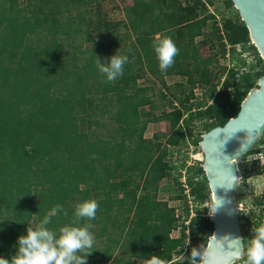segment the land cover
I'll list each match as a JSON object with an SVG mask.
<instances>
[{"label":"trees","instance_id":"1","mask_svg":"<svg viewBox=\"0 0 264 264\" xmlns=\"http://www.w3.org/2000/svg\"><path fill=\"white\" fill-rule=\"evenodd\" d=\"M97 4L98 0H0V257L10 259L15 254L27 221L34 226L59 204L68 215L52 218L48 227L56 229L70 221L76 202L91 198L99 207L94 220L81 221L92 225L95 237L86 264H130L131 258L144 260L151 254L166 264H191L185 254L171 258L181 252L184 229L195 230V239H203L204 244L207 238L193 229L196 216L183 223L188 207L178 180L180 171L172 176L184 202L179 224L174 208L156 197L158 182L174 168L167 158L169 147L184 142V129L190 137L193 120L205 131L235 115L254 78L264 74L262 60L231 1L223 0L232 17L221 16V32L216 21L211 22L220 56L227 52L229 61L235 60L231 68L242 66L243 58L234 46L247 44L260 69L248 77L241 75V87L235 86L236 103L228 115L213 103L187 101L190 88L185 97L182 89L170 92V109L154 115L151 93L146 91L150 88L136 82L145 73L166 89L162 77L177 74L185 78L174 86L209 84L207 96L214 91L209 58L200 57L193 42L212 14L202 13L203 0L185 4L131 0L122 8L124 19L114 21ZM155 34L171 37L179 49L165 72L160 71L153 50ZM115 52L127 55L128 62L123 75L108 83L96 67V57L103 62ZM216 95L218 90L212 98ZM145 105L149 109L138 112ZM162 120L169 125L168 133L142 136L146 123ZM200 133L190 139L194 146ZM259 151L252 148L244 155ZM250 165L257 173L264 172V164L256 158ZM178 167L183 168L184 162ZM184 171V183L193 195L192 175L204 176L200 162L186 165ZM253 203L262 212L260 198ZM177 225L179 236H170ZM208 225L210 233L209 220ZM242 239L245 243L244 235Z\"/></svg>","mask_w":264,"mask_h":264},{"label":"rangeland","instance_id":"2","mask_svg":"<svg viewBox=\"0 0 264 264\" xmlns=\"http://www.w3.org/2000/svg\"><path fill=\"white\" fill-rule=\"evenodd\" d=\"M181 4H185L187 1L192 0H179ZM204 1V10L202 13H211L212 18H208L205 24L200 28V33L193 37V42L196 44L197 52L200 57H208L209 63L207 65L208 69L211 70L212 78L211 81L216 85L214 91L210 96H207L206 91L209 84H200L195 83L192 86H174L175 83L181 82L185 76H179L177 74L164 75L162 77L165 86H168V89L162 87L156 79L147 73L143 77L137 79V84L142 86H148L150 90H146L147 93H151L152 107L150 108L151 112L154 115L159 114L161 111L169 110L167 104V99L170 98V92H178L182 89V97H185L187 94V89L190 88L191 95H187V101H202L205 105L213 103L215 106L219 107L223 115H228L230 112L231 104L236 103L237 96L234 94L235 86L241 87V75L250 76L254 71L259 70V65L256 63V54L253 50L247 48V44L244 47H241L240 44H235V51L238 52L237 56L243 58V65L239 67L230 66L235 61L228 59V53L225 52L224 56H220L216 43H215V34L214 29L211 25L212 20H215L219 32H221V16L224 18L232 17L230 12L232 9L225 8L223 0H210V3ZM131 0H98V9L100 12L104 13L106 18L109 20H123V6L130 4ZM198 10V9H196ZM214 21V22H215ZM120 29L119 33L122 32L121 25L118 26ZM156 36V34L154 35ZM227 48V45H226ZM219 75V78L216 80V76ZM254 78V84L256 81ZM210 81V82H211ZM211 82V83H212ZM240 89V88H239ZM218 90V95L214 98L213 95ZM160 91H162L166 98L160 97ZM228 94V95H226ZM173 104L177 105L176 101H173ZM149 109V106H140L138 107V112H143ZM185 116V114H183ZM142 118V116L140 117ZM192 127H190V137L187 136V129H184L183 134L185 136L184 142L179 146L169 147V152L167 155L168 160L174 165V168L171 169L169 174L162 178L158 182V189L156 192V197L160 200H165L169 206L174 208V214L177 218V224L182 219L183 206L184 202L188 207L187 217L183 219L184 224H188L191 217L196 216L193 224V229H197V236L207 237L209 233L208 225V216L209 211L207 207V198L204 195L208 190L206 187L205 178L202 175H192V186L194 187L193 195L190 193V187L185 183V188L183 187V192H187V196L184 199V202L179 198L178 191L176 186L173 184L172 176L176 171H180L178 180L181 183L184 182L185 171L184 167L186 165H195L201 160V153L197 146H194L190 139L194 136L195 132H203L201 130L200 122L192 121ZM169 132V125L167 121H157V122H148L146 123L142 136L145 138H150L153 133ZM253 148H259V152H254L250 154L243 155L237 161L239 168V180L237 182V188L235 192V200L238 207V218L241 224H243V232L241 235H244V238L247 242V238H250L252 235L251 227L252 221L256 218V209H259L261 206L254 204L255 198H260L261 203H264V172L257 173L254 167H251L250 160L256 158L260 164H264V137L262 141H258L254 144ZM184 162V167L178 169V165ZM192 171H188V174H191ZM198 196V198H194ZM195 209L196 212H195ZM264 213V209L262 210ZM194 231L191 232L189 229H184V236L181 243V252L172 253L171 258L176 259L181 254H185L186 257L191 258V250L193 248L203 249L204 240L195 239ZM170 236H179V225L175 229H172L169 233ZM194 238V239H193ZM98 240V239H96ZM245 242V244H246ZM100 246H103V242H99ZM115 252L113 251V254ZM112 257V256H111ZM110 257V259H111ZM109 259V261H110ZM110 264V263H108ZM130 264H145V261L142 258H131ZM233 264H244V259H237Z\"/></svg>","mask_w":264,"mask_h":264},{"label":"water","instance_id":"3","mask_svg":"<svg viewBox=\"0 0 264 264\" xmlns=\"http://www.w3.org/2000/svg\"><path fill=\"white\" fill-rule=\"evenodd\" d=\"M230 1L264 66V0ZM263 131L264 74H261L239 101L235 115L199 134L197 147L208 190L211 223L202 251L216 252L207 264H233L243 255L240 243L232 240L242 237L235 200L240 175L237 161L260 140ZM217 199L223 203L212 212Z\"/></svg>","mask_w":264,"mask_h":264},{"label":"clouds","instance_id":"4","mask_svg":"<svg viewBox=\"0 0 264 264\" xmlns=\"http://www.w3.org/2000/svg\"><path fill=\"white\" fill-rule=\"evenodd\" d=\"M158 15V10L154 12ZM153 50L155 52L159 69L165 72L174 64V58L179 53L175 42L167 35L153 37ZM128 62L127 55H111L106 61L96 57V67L106 82L112 83L123 75L124 65ZM184 183V182H183ZM183 187V186H182ZM223 201L217 199L212 212ZM98 202L95 199H84L73 205V216L68 223L51 229L48 225L52 218L63 214L67 216V210L57 204L48 214L32 225L33 221H27L26 234L17 238L15 254L10 259L0 257V264H86V256L94 248L95 237L91 232L90 223L81 224L82 220H94L98 210ZM256 218L252 221L250 238L246 245L241 238H232L241 245L244 256V264H264V213L256 209ZM216 255L215 251L205 249L201 251L191 250V264H207L208 258ZM145 260V264H166L162 258L151 254Z\"/></svg>","mask_w":264,"mask_h":264},{"label":"built area","instance_id":"5","mask_svg":"<svg viewBox=\"0 0 264 264\" xmlns=\"http://www.w3.org/2000/svg\"><path fill=\"white\" fill-rule=\"evenodd\" d=\"M182 186L185 188V185H184V183H182ZM184 193V192H183ZM186 196H187V192L186 193H184Z\"/></svg>","mask_w":264,"mask_h":264}]
</instances>
